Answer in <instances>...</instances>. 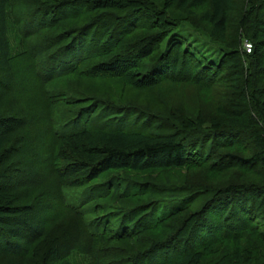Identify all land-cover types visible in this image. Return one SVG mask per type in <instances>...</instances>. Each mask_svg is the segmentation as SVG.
Returning a JSON list of instances; mask_svg holds the SVG:
<instances>
[{"label": "trees", "instance_id": "16d2710c", "mask_svg": "<svg viewBox=\"0 0 264 264\" xmlns=\"http://www.w3.org/2000/svg\"><path fill=\"white\" fill-rule=\"evenodd\" d=\"M49 1L0 0V82L12 71L13 52L18 44L23 45L25 39L45 29L61 26L56 36L45 40L47 50L51 49L50 41L60 46L48 55L46 69L39 66L36 75L44 87L50 108L60 107L66 101L62 100L61 90L56 88L55 94L48 84L76 70L84 58L91 59L96 55H101L102 61L91 70L93 74L120 79L135 89L154 90L163 84L195 85L208 90L224 86L222 92L225 96L219 102L221 107L217 106L219 114L209 121H205L202 115L188 116L176 106H165L166 114L162 116L135 104H117L97 97L87 103V109L99 112L104 109L107 118L95 129L88 126L89 112L82 114L79 110L68 120L63 117L61 125L64 126L73 118V128L68 132H64L65 127L63 131L61 127L57 131L58 122L53 118L55 114L49 117L56 142L72 149L75 155L66 149L57 153L68 159L66 163L70 162L69 158H75V164L70 162L68 166L87 169L86 176L91 179L108 170L155 173L160 169L186 167L216 174L228 168L260 166V183L241 182L222 188L201 183L194 186L198 197H204V203L196 215L192 213L191 218L181 214L183 204L171 205L169 216L160 219L152 216L157 211L156 206L149 209L142 207L133 226L137 232L172 217L176 219L174 235L183 232L187 237H195V228L201 221L200 214L212 206V215L217 221L214 231L217 230L218 234L211 238L218 241L239 239L242 232L246 233L245 223L264 214V0H61L59 5ZM23 5L30 8L22 10ZM196 8L204 9L202 19L209 24L208 30L193 24L175 10ZM232 20L237 23L240 48L223 45ZM241 36L245 38L242 42ZM245 41L251 43L249 53L244 50ZM212 42L221 44L217 49ZM33 48L37 49V46ZM75 48L78 50L74 51ZM36 51L26 48L25 54L35 57ZM121 61L123 68L118 70L115 66L122 65L118 64ZM18 101L11 94L2 95L0 90V184L9 181L12 176L22 175L18 162L26 142V119L25 110L18 106ZM97 116L102 118L100 114L94 115ZM110 116L121 118L122 124L108 126L105 123L111 122ZM243 138H247L245 146L236 142ZM228 147H245L252 152L243 156L232 151L224 152ZM82 155L89 159L82 161ZM64 173L67 176L72 174L68 170ZM59 175L61 183L58 191L62 202L66 203L65 188L78 189L83 195V189L75 187L78 181H66L61 169ZM39 184L34 182V178L24 180L21 177L17 182L11 180L6 187L0 186V211L8 212L7 207L14 213L23 211L19 223L33 229L30 236L23 238L18 222L8 223L0 214V261L5 256H11L17 261H26V264H72L67 256L68 246L61 251L58 245H41L40 241L50 239L49 231L53 228L47 227L56 226V229L58 226L54 223L48 225L49 219L45 216L49 209L42 207L40 199L44 198V190ZM180 186L177 185V188ZM155 188L157 186L150 179L145 182L126 181L123 192L153 193ZM189 188L190 193L193 192L191 185ZM248 198L252 200L247 205ZM237 201L240 203L236 204ZM85 204L83 201L66 203L70 211L77 215ZM247 212L251 214L247 215ZM222 213L226 223L218 226ZM233 219L237 224L231 222ZM84 228L88 230L85 223ZM221 228L227 231L221 233ZM123 233L121 230L118 234ZM261 233L258 240L264 245V233ZM181 235L161 242L159 248L162 250L175 241L178 246H183ZM126 236L129 232L121 237ZM208 239L192 242L190 249L182 247L186 250L180 254L179 247L176 254L179 258L174 264H197L202 256L200 248L204 241L210 242ZM254 242L257 239L250 237L249 245ZM242 252L241 255L250 260V247ZM149 253L151 250L141 252L138 259ZM232 258L239 260L235 256Z\"/></svg>", "mask_w": 264, "mask_h": 264}, {"label": "rangeland", "instance_id": "374dc122", "mask_svg": "<svg viewBox=\"0 0 264 264\" xmlns=\"http://www.w3.org/2000/svg\"><path fill=\"white\" fill-rule=\"evenodd\" d=\"M49 2L59 5L61 0H50ZM26 8L30 7L23 5L21 9ZM175 10L179 11V15L183 14L186 19L198 27L206 30L210 28L209 24L202 19L203 8ZM60 27L45 29L39 34L25 39L23 45L18 44V47L13 52L12 71L0 82L2 95L10 96L11 94L17 101L19 100L18 106L22 111L25 110L24 116L26 119V126L24 128L26 142L23 143L22 153L19 155L20 161L18 162V168L23 171H21L22 175L12 176L9 181L1 182L0 186L6 187L11 180L17 182L21 177L24 180L34 178L35 183H40V189L44 190V198L43 200L40 199V202L44 205L42 207L49 209V212L45 216H48V225L54 223L53 225L58 226L56 229H54L56 226L47 227L49 229L53 228L49 231L51 236L47 241H40L41 245H58L61 251L68 246L67 256L72 264H174L176 259L179 258L176 256L179 247H181V250L178 252L180 254L186 250L182 247L185 246L190 249L192 242L197 243L203 238H209L210 242L204 241L200 248L202 256L197 264H264V245L258 240V237L262 234L261 232L264 233V214H261L257 220L253 217L251 221L246 222L244 226L246 233L242 232L236 241L232 239L218 241L219 239L211 238L218 234L217 230L214 231L217 221L214 217L215 215H212V206L206 212L200 214L201 221L195 228V234L193 235L195 237H187L182 234L183 232L181 233L182 235L180 233L174 235L172 232L176 227V219H172V217L159 223L157 226L149 225L137 232L133 229L134 224H136V217L141 213L142 207L149 209L156 206L157 211L152 216L160 219L166 215V217L169 216L170 209L168 208L171 205L183 204V207H180L183 211L181 214L191 218L192 213L196 215L204 203L202 202L204 197H198V192L194 191V186L201 183L212 188H222L241 182L260 183V166L254 165L247 169L228 168V170L220 171L216 174H207L204 170L186 167L170 168L169 170L160 169L155 173L108 170L102 172L98 177L91 179L86 176L87 169H80L79 167L78 169H74L68 166L70 162L75 164L73 162L75 158H69L70 162L66 163L65 161H68V159L65 160L64 156L57 153L60 149H66L75 155L72 149H67L64 144L56 142L57 140L54 139L51 131L50 114H55L53 118L58 122L57 131L60 130V127L61 131H63L65 127L67 129L64 132H68L73 128V118L70 123H66L64 126L61 125L63 117H66L68 120L73 113L79 110L82 111V114L89 112L91 115L89 121L91 126L88 125L90 128L95 129L96 125L102 124L107 118V111L103 109L99 112V110L93 108H90L91 110L87 109V103L94 97L101 100L108 99L117 104H135L136 106L145 107L146 110L156 111L162 116L166 114L165 106L167 108L176 106V109L182 110L188 116L192 115L196 117L202 115L205 121L214 120L215 116L219 114L217 108L221 107L219 102L225 96V92H222L225 87L217 88L218 86H216V89L212 88L208 90L205 87L201 88L195 85L163 84L154 90L135 89L120 79H110L103 75L93 74L91 70L102 61V56L96 55V57L91 59L85 60L84 58L76 70H73L65 77L55 78L48 84L50 89H53L51 91H54L55 94L57 93L56 88L61 90V94L63 95L62 100L66 101L60 107L50 108L45 98L44 87H42L36 75L39 66L40 68H45L48 55L57 46H60L59 43L56 45L50 41L51 49L48 48L47 50V44L45 45L46 38L56 36ZM239 36L236 21H230L223 45L240 48ZM202 40L205 42V39ZM244 40L245 38L242 37L241 42ZM60 42H63L62 38H60ZM205 43H208V41ZM212 44L214 48H217L218 44L221 43L212 42ZM35 46H37V49L33 48ZM26 48L37 50L35 57L25 54ZM77 50L78 48L74 49V51ZM118 64L115 67L121 70L123 68V61ZM83 109L87 110L83 111ZM95 114H100L102 118L98 117L99 115L94 117ZM110 117H112L111 122L105 123L108 126L116 125V123L122 124L123 122L121 118ZM100 119L102 120L100 121ZM132 119L130 118L129 120ZM236 142L246 145L247 138ZM226 151H232L241 156L252 152L249 148L245 147L243 149L241 147H228L225 148L224 152ZM82 156H84L82 161L89 159L86 155ZM27 165H30L29 168L32 170ZM60 169L66 181H78V185L75 187L80 186L83 189V195L82 191L75 188L64 189L66 203H79L82 201L86 203L78 210L80 212L78 215L70 211L71 208L65 202H62L58 191L61 183ZM67 170L72 174L67 176L64 173ZM149 179L152 184L157 186L153 193H136L134 191L131 194H124L123 189L126 181L145 182L149 181ZM177 185H181L180 188H177ZM190 185L193 191L191 193L189 191ZM163 189L164 191H162ZM171 199L175 201H171ZM251 200L248 198L247 205L251 203ZM238 203L240 202L237 201L236 204ZM135 208H137L136 212L132 213V210ZM243 208L247 207L244 206ZM6 209L9 213H2L0 211L5 221L12 224L18 222L21 236L23 238L30 236L33 232L32 227L24 225L21 222L19 223L23 211L14 213L12 212L14 211L13 209L9 210L11 209L9 207ZM250 214L248 213L247 215ZM219 216H221V219L218 226L224 224V222L226 223L224 220L225 214L222 213ZM128 220L130 222H127ZM191 220L193 221V219ZM233 221L231 222L235 223L236 219H233ZM84 223L88 230H85ZM121 230L124 233L129 232V236L122 238L121 236L124 233L122 235L118 234ZM226 231L223 228L220 229L221 233ZM86 232H89V234L87 235ZM179 235L184 238L182 240L183 246L181 244V246H178L175 241L162 250L159 248L161 242H167L169 238L173 240ZM250 237L257 239V242L249 245ZM249 247V255L251 257L250 260H246L245 258L247 257L244 258L241 252H246ZM145 250H151V253L138 259V255L141 252L145 253ZM233 256L238 257L239 260L233 259ZM0 264H26V261H17L11 256H5V259L1 260Z\"/></svg>", "mask_w": 264, "mask_h": 264}, {"label": "built area", "instance_id": "2783aa9c", "mask_svg": "<svg viewBox=\"0 0 264 264\" xmlns=\"http://www.w3.org/2000/svg\"><path fill=\"white\" fill-rule=\"evenodd\" d=\"M244 50L249 53L251 51V43L245 41L244 42Z\"/></svg>", "mask_w": 264, "mask_h": 264}]
</instances>
